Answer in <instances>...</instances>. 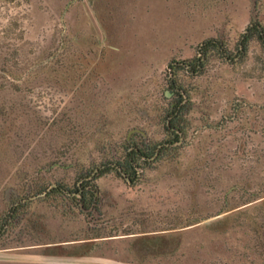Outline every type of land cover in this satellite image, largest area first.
I'll return each mask as SVG.
<instances>
[{
  "label": "rangeland",
  "instance_id": "rangeland-1",
  "mask_svg": "<svg viewBox=\"0 0 264 264\" xmlns=\"http://www.w3.org/2000/svg\"><path fill=\"white\" fill-rule=\"evenodd\" d=\"M253 15L264 0H0V264H264V49L168 72L208 38L234 51ZM134 144L160 154L130 181ZM108 166L97 209L57 189Z\"/></svg>",
  "mask_w": 264,
  "mask_h": 264
},
{
  "label": "trees",
  "instance_id": "trees-1",
  "mask_svg": "<svg viewBox=\"0 0 264 264\" xmlns=\"http://www.w3.org/2000/svg\"><path fill=\"white\" fill-rule=\"evenodd\" d=\"M255 39L260 42L261 47L264 49V25L258 19L257 15L252 16L249 24L241 33L234 51L226 47L225 42L220 38H208L198 44L197 54L194 58L183 61H172L169 63L168 72L172 77H175L180 69H187L193 74H199L205 68L209 54L213 51L220 52L225 60L237 62L246 56L251 41ZM183 101L184 100L182 99L178 100V104L171 112V117L169 119V127L173 128L176 133L183 132V128L176 124V118L183 115L188 110L186 103H183ZM159 154V150H153L148 145L143 148L134 144L132 149L128 150L123 159L116 161L115 164L130 181H135L138 178L140 169L143 167L142 161L147 162L154 156H156L155 158H158ZM115 168V166L98 168L94 174L89 173L82 177V181L77 184L76 189L63 186H59L57 189L60 192L79 194L81 208L83 210L97 209L98 201L96 195L98 193V186L96 180Z\"/></svg>",
  "mask_w": 264,
  "mask_h": 264
}]
</instances>
